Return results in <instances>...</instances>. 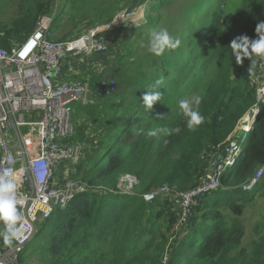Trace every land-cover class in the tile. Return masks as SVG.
<instances>
[{
	"label": "trees",
	"instance_id": "16d2710c",
	"mask_svg": "<svg viewBox=\"0 0 264 264\" xmlns=\"http://www.w3.org/2000/svg\"><path fill=\"white\" fill-rule=\"evenodd\" d=\"M141 1L146 0H60L57 9L56 0H21L17 17L0 27V48L10 49L16 39L26 40L42 14L56 11L51 38L63 42L82 36L83 30L98 23L112 21ZM207 3L209 8L199 19L198 11ZM235 3L236 8L221 6L219 0L186 4L176 26H167L169 35L181 41L180 47L162 57L133 47L129 42L134 32H130L127 43L132 48L122 55L108 49L114 60L106 59L105 68L97 61L108 52L90 56V61L88 58L77 67L74 64L82 57L73 58V65L66 60L61 77L88 83L92 95L86 104H71L74 131L64 142L81 146L85 154L77 164H63L60 174L70 170V178L84 184L86 191L37 227L19 264H33L30 261L35 255L36 264H264V214L259 222L250 224L258 230L252 245L245 241L244 224L248 207L264 206V179L251 191L242 188L264 165L263 103L251 131L255 134L238 163L222 175L221 188L200 197L186 217L182 205L175 202L176 194L189 193L200 184L234 133L240 134L241 120L258 104L259 87H264V69L259 85L251 86V62L237 65L230 48L245 31L250 32V40L258 39L257 22L254 28L248 23L253 18L264 21V0ZM168 5V0L149 4L146 30L137 40L161 30ZM68 25L76 33L57 37ZM112 33L104 34L108 46ZM108 68L118 82L128 73L132 77L126 78L123 94L99 98L96 93ZM260 71L258 66L256 75ZM161 79L164 83L158 92L162 99L148 110L143 96ZM193 97H200L198 108L193 107L204 117L196 131L188 129L179 109L181 100ZM85 122L93 124L92 130ZM175 128L180 129L179 134L170 137L147 135L149 130ZM125 175L138 181L134 194L111 192ZM161 188L169 192L151 203L144 200V195Z\"/></svg>",
	"mask_w": 264,
	"mask_h": 264
},
{
	"label": "built area",
	"instance_id": "2783aa9c",
	"mask_svg": "<svg viewBox=\"0 0 264 264\" xmlns=\"http://www.w3.org/2000/svg\"><path fill=\"white\" fill-rule=\"evenodd\" d=\"M54 18L53 12L40 15L33 33L23 43L10 49L0 48V170H13L23 201L19 207L25 218V238L14 242L10 248L0 249V264H19L20 255L36 235L38 224L48 220L57 208H66L76 194L86 191L84 184L70 180V170L60 174V169L63 164L79 163L85 154L81 146L64 141L74 131L71 104L88 103L91 89L88 83L64 80L61 77L63 65L67 58L107 52L103 31H109L111 26L120 28L117 25L132 21L133 14L122 13L109 26L89 30L76 39L63 42H54L51 38ZM260 70L250 78L251 86L259 85L263 69ZM115 91V81L103 79L96 96L110 97ZM260 102L264 104V87L258 90V104ZM258 104L243 121L245 132L255 128V117L260 112ZM243 151L237 140L230 141L210 164L196 188L175 195L184 217L200 197L221 188L222 175L238 163ZM263 177L264 165L243 190L251 191ZM122 183L121 180L118 188L111 192L132 195L120 190ZM126 183L132 188L130 179H126ZM167 192L168 188H161L143 198L151 203Z\"/></svg>",
	"mask_w": 264,
	"mask_h": 264
},
{
	"label": "rangeland",
	"instance_id": "374dc122",
	"mask_svg": "<svg viewBox=\"0 0 264 264\" xmlns=\"http://www.w3.org/2000/svg\"><path fill=\"white\" fill-rule=\"evenodd\" d=\"M24 1L26 3H35L38 0H24ZM56 1H57V3H56L55 7L57 9H59L58 4H59L60 0H56ZM109 1H113V0H109ZM152 1L151 0H146L145 2L141 1V3H136V4H134V7H132L131 10L130 9L129 10H127V9L126 10H122L121 12H119L114 17V19L112 21L107 22V23H98L97 25L92 27L90 30L97 29V28H104L106 26H109V25H111L113 23V21L117 18V16H119L120 14L125 13V12H130V13L133 14V20L132 21L130 20V21L126 22L125 24H123V23L118 24L117 26L120 27L118 29H115V28H113L111 26L109 28V31H107V32L103 31L105 35L107 33H112L113 32L111 34V38L112 39H111V41L109 43L108 49H109V51L111 50V52L113 54H116V55H122V54L126 53L127 51H129L130 47L132 48V45H129L127 42H128V38H130V36H129L130 32H134V35L131 37L129 43L134 44L133 47L138 48L139 51L149 53L150 52L149 51V46H150V40H151V35L152 34L149 37H144V39H142V40H137L136 37H137V35L142 33V31L146 30L145 27H146V23L147 22H145V19H146V16L148 14L149 4ZM168 1H169L168 8L163 12V14H164V16L166 18V21L161 23V25H160L161 30H167V26H176V24L179 22V15L182 14L183 10L187 9L186 6L189 5V4H191V5L197 4V3L200 2V0H168ZM235 1L236 0H219V4L221 6L226 4V5L230 6V7L236 8L237 4L235 3ZM20 3H21V0H6V1L3 0V1H0V27L4 26L6 24H9L13 19H15L17 17L18 7H19ZM239 3H241V2H239ZM122 4H124V2H122L121 5ZM209 5H210V3H207V5L204 6V8H202V10L198 11L197 17L199 19H201L202 16L205 14L204 11L209 8ZM55 12L56 11H53V13H55ZM256 22H257V24H259V23H262L264 21L261 18L258 19V20L253 18L248 23V26L251 27V28H254ZM86 30L87 29L83 30L81 34H83L84 32L86 33ZM127 30H131V31H128L129 33H125L124 31H127ZM70 32L76 33V30L74 29L73 25H68L66 28L60 30L57 33V37H62L63 35H67ZM76 36H78V35H76ZM76 36H75V39L78 38L80 35L78 37H76ZM243 36H247L249 38L250 32L248 33V32L245 31ZM13 41L14 42L12 43L11 47L23 43L24 40L23 41H18L16 39V40H13ZM67 41H70V40H67ZM109 51H107L109 53L108 56L107 55L103 56L100 60L97 61L98 63L101 61V63H99V64H101V66L103 68H105L104 65H106V63H107L106 59H108V61L111 60V59L114 60L112 58V53H110ZM79 57L80 58L82 57V60L78 61V62H76V60L73 59V58H69L70 63L73 65L76 62V64H74V66L77 67L82 62L86 63L88 58H89L88 61L91 60V58L88 57V56H79ZM66 60H65V62H66ZM64 64H66V63H64ZM95 64H97V63H95ZM87 67H89V65ZM109 68L107 69L106 74H104L105 76L103 77V79H111L113 81L115 80V82L117 83V87H116L115 93L116 94H123L122 91L126 87V78H131L132 77L131 73H128L129 75L127 77L122 78L121 82H118L117 78L113 79V77L108 73ZM91 95H92V92H91ZM125 98L129 99L130 96L126 95ZM88 100H89V98H88ZM120 104L122 105L123 103L121 102ZM258 106H259V108H262V103L260 102L258 104ZM247 115L248 114H246L243 117V119H245V117L247 118ZM243 119L241 120V123L238 126L240 128V131H241V132L239 131L240 134L238 133L239 134V140H238V137H237L238 136L237 132L234 133V135L232 137V140H231V141L238 140V143L241 146V149H245V147H247V145H249L251 139L253 138V136L255 134V133H253L251 131L250 132H245V133L242 132L243 131L242 127L244 126ZM83 124H84L85 127H87V129L92 130L90 127H92L93 124L89 125L86 122L83 123ZM249 125L251 127V124H249ZM23 130H24V132L27 131V129H23ZM126 179H130L132 188H130L129 184L126 183ZM70 180H71V178H70ZM121 180L123 181V183L121 184L123 186H120V190H122L123 192H128L129 191L132 194H134L135 188L138 185V181L135 180L132 176H129V175L128 176L127 175L122 176ZM121 180H120V182H121ZM263 214H264V206H261L259 208H254V206H250V207H248L246 209L244 218H247L248 221H244V224H245L247 230H246L244 225H242V227H244V229L246 230L245 241H247V244H249V245L250 244L252 245L253 244L252 241L256 240L255 232L258 233V230H253V228L251 229V227H253V226L250 225V224L253 221L254 222L255 221L259 222L261 220V217H262ZM40 224H38V227H39ZM2 228H3V225H0V230H2ZM260 231H262V229H260ZM3 244H4L3 240L0 239V245L2 246ZM4 247H5V245L3 247H1V248H4ZM37 260H38V258L35 255L34 258L30 262L33 263V264H36Z\"/></svg>",
	"mask_w": 264,
	"mask_h": 264
},
{
	"label": "clouds",
	"instance_id": "9594fccd",
	"mask_svg": "<svg viewBox=\"0 0 264 264\" xmlns=\"http://www.w3.org/2000/svg\"><path fill=\"white\" fill-rule=\"evenodd\" d=\"M256 36L258 39L254 41L247 36H241L234 39L230 44L237 65L242 67L245 60L251 62L248 71L250 77L256 76L258 66L264 69V22L257 25ZM180 44L181 41L178 39L174 40L167 30H161L152 33L149 51L156 57H162L166 51L178 49ZM163 83L162 79L157 80L147 91V94L143 96V105L146 109L152 110L153 106L161 101L162 96L159 94L158 89ZM200 103V97L183 99L179 103V109L181 114L187 119V127L190 131H196L204 124V117L193 107L195 105L198 108ZM157 118L162 119L164 116H158ZM179 132V128L153 129L149 130L147 135L149 137H157L162 133L164 136L170 137L174 134H179ZM14 176L12 169L0 170V225H3L2 230H0V239L9 247L14 242L22 241L25 238V218L19 207L23 201Z\"/></svg>",
	"mask_w": 264,
	"mask_h": 264
},
{
	"label": "crops",
	"instance_id": "0c3cea01",
	"mask_svg": "<svg viewBox=\"0 0 264 264\" xmlns=\"http://www.w3.org/2000/svg\"><path fill=\"white\" fill-rule=\"evenodd\" d=\"M33 117L35 118L36 116L33 114ZM5 248H10V247H5Z\"/></svg>",
	"mask_w": 264,
	"mask_h": 264
},
{
	"label": "bare ground",
	"instance_id": "6f19581e",
	"mask_svg": "<svg viewBox=\"0 0 264 264\" xmlns=\"http://www.w3.org/2000/svg\"><path fill=\"white\" fill-rule=\"evenodd\" d=\"M242 156V155H241Z\"/></svg>",
	"mask_w": 264,
	"mask_h": 264
}]
</instances>
